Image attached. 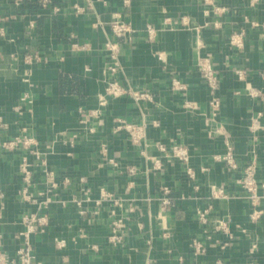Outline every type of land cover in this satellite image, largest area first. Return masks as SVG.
<instances>
[{
  "label": "crops",
  "instance_id": "1",
  "mask_svg": "<svg viewBox=\"0 0 264 264\" xmlns=\"http://www.w3.org/2000/svg\"><path fill=\"white\" fill-rule=\"evenodd\" d=\"M116 14L131 32L114 34ZM149 25L156 28L154 38ZM234 34H241L242 45L232 44ZM109 44L118 48L116 71L110 69ZM27 53L39 58L27 62ZM201 56H210L221 76L217 113L198 71ZM235 67L246 69L245 80L236 77ZM174 77L185 88H174ZM110 80L147 89L154 100L138 104L125 94L101 104ZM79 107L99 111L84 123ZM0 117L6 122L0 121V230L9 254L17 247L22 215L38 211L50 220L45 232L32 237L44 264H264V198L261 216L252 218L239 182L253 160L264 182V0H0ZM117 117L146 122L145 141L134 144L126 130L115 131ZM23 130L37 138L42 158L56 171L59 187L48 205L20 196L24 150L3 142ZM158 143L186 146L195 178L183 163L164 156ZM104 144L115 162L104 158ZM230 148L236 168L217 158ZM155 158L162 168H154ZM30 159L31 190L37 192L49 182L42 160ZM165 185L171 189L168 204L162 202ZM220 187L226 195L213 197ZM102 188L112 197L98 203ZM209 203L212 218L226 220L232 238L215 221L198 219L197 209ZM116 218L125 227L115 245L109 235ZM195 239L203 252L195 251Z\"/></svg>",
  "mask_w": 264,
  "mask_h": 264
},
{
  "label": "built area",
  "instance_id": "2",
  "mask_svg": "<svg viewBox=\"0 0 264 264\" xmlns=\"http://www.w3.org/2000/svg\"><path fill=\"white\" fill-rule=\"evenodd\" d=\"M204 4L211 5L213 4V0H203ZM77 11H80L82 8L76 5ZM215 11L219 10L218 6L214 7ZM33 24V23H32ZM112 29L114 34L117 36H123L132 31L130 26L124 22V20L120 17L119 14H116V18L112 21ZM149 37L154 38L156 35V28L149 25L148 26ZM241 34H234L231 37V42L234 45H242L241 42ZM111 46V56L114 61V64L111 65L112 71H116L120 65V57L118 54V48L116 44H109ZM83 48L86 49L87 46L83 45ZM35 58H39V55L33 53L25 54V60L27 62H33ZM159 58L165 60V56L163 54H159ZM198 71L206 82L208 89L210 90V98L209 104L213 111V113H217L220 109L221 100L218 95L220 86H221V76L218 73V70L215 68L214 64L211 61L210 56H201L198 62ZM236 77L240 80H245L247 77V71L242 67H235L233 69ZM172 84L174 88L182 89L185 88L180 80L176 77L172 78ZM131 96L138 104H143L145 101H153V94L147 89H139L133 86H126L119 82L118 80H110L106 86V90L104 94L100 95V103H107V96L119 97L122 95ZM24 99H28L27 96ZM185 105L187 107L194 108L196 107V103L193 101H186ZM16 110L21 112V106L17 105ZM99 110H89L87 111L83 107H79V113L81 114V122L87 123L88 117L91 115H96ZM1 125L6 126V122L0 117ZM158 124V122H155ZM92 131V128H89ZM114 130H126L130 140L134 144H142L147 137V123L146 122H134L129 121L122 117H117L114 122ZM77 135H74V138L69 140L70 145L75 144V138ZM3 145L7 148H20L24 150V154L22 156L20 162V172L22 177V186L20 189V196L23 200L36 203L39 205H48L53 201L52 194L59 187V181L57 179L56 171L49 167L48 161L46 158H42V151L38 148V140L35 136L25 132H21L20 134L15 135L14 137L5 140ZM157 148L162 152V154L170 159L178 160L185 165L186 173L190 178H195L196 172L193 166L191 165V154L189 149L181 144H176L173 147L169 148L163 143H158ZM102 152L104 154V158L115 162L114 158L108 156V146L106 144L102 147ZM33 154L36 158L42 160V165L45 171L46 178L49 182V186L47 188H42L37 192H33L31 190V186L34 183V169L33 162L30 159V155ZM218 159L225 160L226 163L232 167L236 168L238 166L235 154L233 150L230 148L226 154L218 155ZM163 164L160 158L154 159V168H162ZM131 172L135 171L134 167L130 168ZM259 166L256 160L248 163L245 168L243 175L240 177L239 182L243 186V188L247 191V196L253 206L252 218L258 219L263 210L259 209V203L262 198H264V182H260L259 177ZM70 177L66 176L64 178V183L70 182ZM81 180L85 181V177L82 176ZM260 188L262 189V193L260 192ZM171 191L169 186H163L162 192L163 196V204L170 203V198L168 197L169 192ZM224 188L220 187L214 189L212 196L213 197H221L225 196ZM5 193L0 189V198H3ZM111 198L112 194L108 192L105 188L101 189V198L97 200L98 203H101L104 198ZM90 197L88 196V199ZM116 204H122L120 199H114ZM212 204H207L205 207H199L197 209V217L198 219L205 225L212 224L213 221L214 227L217 230H223L227 232L230 238L233 235L230 232L229 224L224 219H216L212 218ZM1 217V216H0ZM22 228L15 233L14 238L17 241V247L15 249L14 254H9L4 248V233L0 230V264H44V262L37 257L34 251V243L32 237L37 232H45L50 220L47 213L42 212H26L22 215L20 221ZM124 227L125 222L122 218L114 219L112 223L111 232L109 235V240L113 244H120L124 239ZM212 235L209 234V237ZM62 244V243H60ZM229 242H225L222 244V248H226ZM193 246L196 252H203L205 250V246L203 242L198 239L193 241ZM251 264V263H249Z\"/></svg>",
  "mask_w": 264,
  "mask_h": 264
}]
</instances>
